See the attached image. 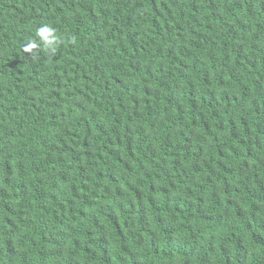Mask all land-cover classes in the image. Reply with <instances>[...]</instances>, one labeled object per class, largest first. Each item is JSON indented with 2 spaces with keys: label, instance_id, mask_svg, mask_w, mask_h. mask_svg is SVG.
Here are the masks:
<instances>
[{
  "label": "trees",
  "instance_id": "trees-1",
  "mask_svg": "<svg viewBox=\"0 0 264 264\" xmlns=\"http://www.w3.org/2000/svg\"><path fill=\"white\" fill-rule=\"evenodd\" d=\"M0 264H264V0H0Z\"/></svg>",
  "mask_w": 264,
  "mask_h": 264
},
{
  "label": "clouds",
  "instance_id": "clouds-1",
  "mask_svg": "<svg viewBox=\"0 0 264 264\" xmlns=\"http://www.w3.org/2000/svg\"><path fill=\"white\" fill-rule=\"evenodd\" d=\"M54 32V29H52L50 26H43L42 28H40L38 30V34L42 35V37L45 39L46 42H51L49 41V36L52 35V33Z\"/></svg>",
  "mask_w": 264,
  "mask_h": 264
}]
</instances>
